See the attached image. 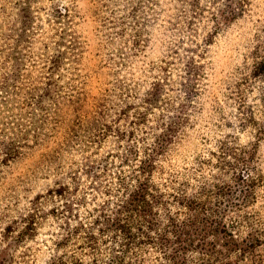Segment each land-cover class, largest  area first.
Listing matches in <instances>:
<instances>
[{
	"label": "rangeland",
	"instance_id": "1",
	"mask_svg": "<svg viewBox=\"0 0 264 264\" xmlns=\"http://www.w3.org/2000/svg\"><path fill=\"white\" fill-rule=\"evenodd\" d=\"M263 60L264 0H0V264H264Z\"/></svg>",
	"mask_w": 264,
	"mask_h": 264
},
{
	"label": "trees",
	"instance_id": "2",
	"mask_svg": "<svg viewBox=\"0 0 264 264\" xmlns=\"http://www.w3.org/2000/svg\"><path fill=\"white\" fill-rule=\"evenodd\" d=\"M59 16H63V11L62 10H58ZM258 67L257 70H255L256 74H260L264 72V60L258 63ZM190 71L193 70V68L190 66L189 67ZM161 96V83L160 82H156L154 84V86L147 92V97H146V102L149 105H154L158 103V100ZM155 150V148H153ZM151 153L149 154V156L142 162V166L143 169H145L147 166H151L152 165V159L150 158ZM243 178V177H242ZM141 189L146 190L147 186L145 185L144 182H141L140 184ZM248 191L247 188H243L241 189V192L244 193L243 196L244 198L247 196L246 192ZM132 197L126 202V206L129 208V210H135L137 208H139V205H143L146 201H147V197L143 194H138V192H134L131 195ZM140 201H142V203H140ZM218 204H221L222 202L218 199L217 200ZM226 207H221L219 209V214L220 211H224ZM235 209H238V206L236 207H232ZM231 210V209H230ZM224 214V213H223ZM232 221L227 222L224 217H219L217 218V222L215 223L217 225V234H218V239L222 241V244L219 246V249L215 250V244L214 248H212V251H214V254H209L208 256L211 257V255H214V259L215 261H213L212 264H233V259L234 264H240V260L244 259V255H246L248 252L252 251L254 249V247L256 246V244L254 243L255 239L250 238L251 235L245 237V236H241V234H239L238 236H236V234L234 233V227L235 224H232ZM189 223H187L186 227L182 229L181 233L182 234H190L192 236L193 233H189L188 231V226L192 227V222L188 225ZM195 233V232H194ZM201 240H203V242L205 241V238H201ZM202 242V246L204 247V249L206 250L208 248V242L203 243ZM212 245V247H213ZM207 254L208 252L204 251L203 253V260H209L207 258Z\"/></svg>",
	"mask_w": 264,
	"mask_h": 264
}]
</instances>
